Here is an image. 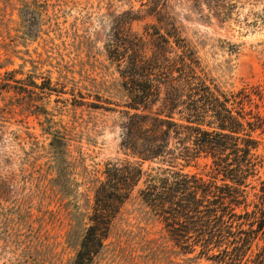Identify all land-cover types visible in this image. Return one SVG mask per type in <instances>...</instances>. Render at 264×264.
<instances>
[{
	"label": "rangeland",
	"instance_id": "rangeland-1",
	"mask_svg": "<svg viewBox=\"0 0 264 264\" xmlns=\"http://www.w3.org/2000/svg\"><path fill=\"white\" fill-rule=\"evenodd\" d=\"M213 1L167 4L214 82L263 88L264 0ZM140 8L138 0H0V264L73 263L105 164L125 156L126 96L105 43L113 17ZM258 138L261 164L238 212L260 205L264 133ZM208 163L200 158L183 170L206 178ZM141 186L120 205L90 264H223L215 249L178 247ZM263 245L259 234L246 264H257Z\"/></svg>",
	"mask_w": 264,
	"mask_h": 264
},
{
	"label": "trees",
	"instance_id": "trees-1",
	"mask_svg": "<svg viewBox=\"0 0 264 264\" xmlns=\"http://www.w3.org/2000/svg\"><path fill=\"white\" fill-rule=\"evenodd\" d=\"M138 1L136 12L113 17L105 43L126 96L119 144L125 156L105 164L72 264L91 263L112 218L140 182V197L178 247L215 249L212 256L223 264H246L259 234L264 240V179L260 205L236 209L247 205L245 188L261 164L255 151L264 133V87H220L201 67L167 0ZM149 17L153 21L141 31L131 29ZM200 158L209 160L206 178L183 170ZM254 261L264 262V245Z\"/></svg>",
	"mask_w": 264,
	"mask_h": 264
}]
</instances>
